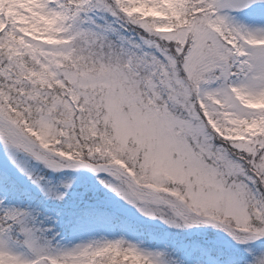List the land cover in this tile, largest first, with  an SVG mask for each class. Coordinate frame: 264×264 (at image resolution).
Wrapping results in <instances>:
<instances>
[{"label": "snow or ice", "instance_id": "snow-or-ice-1", "mask_svg": "<svg viewBox=\"0 0 264 264\" xmlns=\"http://www.w3.org/2000/svg\"><path fill=\"white\" fill-rule=\"evenodd\" d=\"M0 264H264V0H0Z\"/></svg>", "mask_w": 264, "mask_h": 264}]
</instances>
